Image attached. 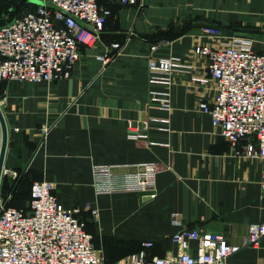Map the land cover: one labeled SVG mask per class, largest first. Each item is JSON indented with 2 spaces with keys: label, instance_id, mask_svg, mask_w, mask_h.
<instances>
[{
  "label": "crops",
  "instance_id": "crops-1",
  "mask_svg": "<svg viewBox=\"0 0 264 264\" xmlns=\"http://www.w3.org/2000/svg\"><path fill=\"white\" fill-rule=\"evenodd\" d=\"M100 4L107 11L104 29L82 48L71 77L0 80L8 129L4 169L21 173L17 181L3 175L0 194L2 187L10 192L16 184L13 200L25 204L22 190L32 182H53L62 205L82 210L86 230L106 261L138 252L145 241L153 243L149 257L177 253L171 239L179 230L174 213L187 227L220 232L230 243L242 244L249 225L264 222V158L238 154L200 109L201 102L214 100L217 85L198 48L219 43L204 30L215 25L225 37L251 38L264 52V0H143L141 8L109 0ZM123 39L127 44L109 63L96 58ZM172 56L187 70L174 74L173 109L167 112L153 105V97L168 87L150 80L148 62ZM129 121L141 134L148 121L145 136L132 138ZM1 146L0 123V151ZM142 163L158 166L156 197L96 193L94 164L131 172ZM86 204L98 209L97 218ZM226 264H264V238Z\"/></svg>",
  "mask_w": 264,
  "mask_h": 264
},
{
  "label": "built area",
  "instance_id": "built-area-1",
  "mask_svg": "<svg viewBox=\"0 0 264 264\" xmlns=\"http://www.w3.org/2000/svg\"><path fill=\"white\" fill-rule=\"evenodd\" d=\"M27 13L0 26V80L51 82L72 76L82 48L99 39L107 11L99 0H37ZM122 6L141 8L143 0H109ZM205 32L219 40L216 46H201L198 51L208 59V70L216 82L212 102H201L200 109L211 115L221 136L247 158H264V52L257 50L248 37H225L221 28L206 25ZM124 42L111 44V50L96 58L106 65L125 47ZM157 45H152L155 50ZM150 80L168 87L152 99L154 107L170 112L173 109L171 86L174 74L187 70L179 57L148 62ZM166 123L169 119L164 120ZM142 134L128 123L130 136ZM158 166L137 165L136 171L116 172L114 165H93V186L97 194L138 192L154 198L157 195ZM3 175L14 180L16 170L3 169ZM55 184L36 180L31 186L29 210L8 206L10 195L0 194V264H226L227 260L246 247H257L264 238V222L249 225L242 244L230 243L220 232L187 227L172 214L179 226L171 239L177 253L149 257L153 246L143 248L113 262L93 242L78 207H65L54 192ZM85 210L98 217V209L90 204ZM195 242V245H192Z\"/></svg>",
  "mask_w": 264,
  "mask_h": 264
},
{
  "label": "trees",
  "instance_id": "trees-1",
  "mask_svg": "<svg viewBox=\"0 0 264 264\" xmlns=\"http://www.w3.org/2000/svg\"><path fill=\"white\" fill-rule=\"evenodd\" d=\"M19 2H18V6H30V8L26 11V12H24L23 14H25V13H27L29 10H32L33 8H35V6L37 5L35 2H32V1H29V0H18ZM101 0H99V2H100ZM111 2V1H110ZM113 3V2H112ZM12 9H11V7H4V10L3 11H0V26H2V25H5L6 23H8V22H10V21H12V20H14L15 18H17V17H19V16H21V15H23V14H21V15H18V16H16V17H12L9 21H7V22H5L4 21V19L2 18L3 17V13H14V11H11ZM106 20H107V18H106ZM106 23V22H105ZM125 41V39H123L121 42H124ZM8 177V176H7ZM20 177H21V173H20V176L17 178V179H15V181H17L18 179H20ZM5 180V179H4ZM4 180H3V184H2V186H4ZM14 181V182H15ZM6 184V183H5ZM32 184H33V182L31 183V186H32ZM31 186H29L28 188H26L25 190H22V194H23V201H27L28 199H29V201H30V199H31ZM15 187H16V184H14V185H12L11 186V190H10V192H6V191H4V189H3V187L1 188V192L3 193V194H5V196H7V195H10L11 197H10V199H9V201H8V203H7V205L8 206H13V207H17V208H22V209H24L25 211H28L29 210V202L27 203H25V204H21V203H19V202H16L15 200H13V197H14V193H15ZM21 192V191H20ZM1 193V194H2ZM143 244V243H142ZM143 248V245H142V247L140 248V249H142ZM139 249V250H140ZM113 261H116V260H113ZM113 261H107V262H113Z\"/></svg>",
  "mask_w": 264,
  "mask_h": 264
},
{
  "label": "water",
  "instance_id": "water-1",
  "mask_svg": "<svg viewBox=\"0 0 264 264\" xmlns=\"http://www.w3.org/2000/svg\"><path fill=\"white\" fill-rule=\"evenodd\" d=\"M29 1L35 2L36 4L39 3L37 0H29ZM0 123L2 127V146H1V151H0V186H1V181L3 178L5 153H6L7 143H8V129H7V124H6L1 106H0Z\"/></svg>",
  "mask_w": 264,
  "mask_h": 264
},
{
  "label": "rangeland",
  "instance_id": "rangeland-1",
  "mask_svg": "<svg viewBox=\"0 0 264 264\" xmlns=\"http://www.w3.org/2000/svg\"><path fill=\"white\" fill-rule=\"evenodd\" d=\"M18 0H0V11L4 10V7H11V11H14V13L10 12V13H3V19L5 22L9 21L14 15V17L23 14L24 12H26L30 6H18ZM13 17V18H14ZM29 202V199H28ZM27 202V203H28Z\"/></svg>",
  "mask_w": 264,
  "mask_h": 264
}]
</instances>
